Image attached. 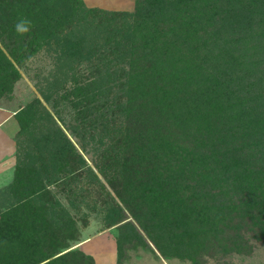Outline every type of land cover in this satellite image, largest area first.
Segmentation results:
<instances>
[{"label":"trees","instance_id":"trees-1","mask_svg":"<svg viewBox=\"0 0 264 264\" xmlns=\"http://www.w3.org/2000/svg\"><path fill=\"white\" fill-rule=\"evenodd\" d=\"M11 7L5 11L15 18L21 9ZM84 10L83 38L97 29L111 36L96 51L110 65L73 77L63 100L88 114L85 129L103 140L96 166L118 197L108 215L125 220L119 260L125 244L146 237L163 257L193 264L211 250L249 254L246 231L264 241V0H139L132 13ZM22 13L37 18L36 39L63 26L41 9ZM6 31L0 23V39ZM14 34H7L14 47L6 46L17 60ZM13 60L0 46V98L20 78ZM40 106L35 98L14 114L20 129L13 179L0 188V264H93L81 251L57 255L76 235L75 218L63 215L56 226L52 217L63 209L58 194L74 195L70 183L95 175ZM119 118L120 128L110 129ZM44 121L38 151L25 155L31 147L20 151L19 136Z\"/></svg>","mask_w":264,"mask_h":264},{"label":"rangeland","instance_id":"rangeland-1","mask_svg":"<svg viewBox=\"0 0 264 264\" xmlns=\"http://www.w3.org/2000/svg\"><path fill=\"white\" fill-rule=\"evenodd\" d=\"M6 1L8 2V0ZM6 1L0 0V23L7 30L5 40L0 39V46L13 60L12 52H9L14 46L9 44L10 40L7 37V34L11 32L12 36L15 33L14 39L17 44L20 43L22 50L18 49L17 60H13L20 73V78L14 83L12 94L7 95V90L4 91L5 93L3 92L0 106L7 107L6 109L9 111H18L29 101L38 98L41 103L40 110L45 114V117L50 114L53 119L51 126L61 128L72 142L75 151L84 159L87 168L95 175L93 178L86 171L76 184L70 183L74 195L69 194L70 197H68L63 193L58 194L63 209H53L52 217L57 223L56 226L61 223L63 215H65L63 217L75 218L76 235L75 239H70L68 246L61 249L57 255L77 250L90 257L93 264H193L189 260L182 261L173 257H163L147 237L144 243L132 239L128 244H125L124 255L119 260L117 237L120 232V224L125 220L117 219L115 222L116 216L108 215L112 203L118 202V197L111 184L96 166L104 149L103 140L101 144L97 134L95 137L90 136L98 131L96 128H93L91 132L89 129H85L83 119H87L88 114L85 116V112L71 106L69 98L63 100L76 84L73 82V77H78L80 72L85 75L97 67L106 69L110 65L96 51L107 45V39L104 40V37L111 36L101 34V30L98 29L96 33L89 34L92 39L83 38L81 34L84 26L80 20L85 14L84 8L132 13L139 0H72L71 2L70 0H47L46 2L44 0H23L19 4L18 0H12L11 4ZM8 5L14 7V10L21 9L18 10L20 11L19 15L11 18L5 11ZM21 5L27 9L28 13L36 9H41L44 14L48 12L52 17L54 16V18L51 17L53 23H59L60 20L63 26L51 39H36L32 31L37 18L27 15L24 19ZM12 7L10 10H13ZM45 16L49 18L47 15ZM115 23L112 21V24ZM32 38L37 40V44H31L33 49L36 48L35 52H31V48H28ZM93 39H103L100 48L98 44L92 42ZM6 44H9L10 49ZM72 95H70L71 99ZM120 123H122L121 118L116 123L109 124V128L116 130L120 128ZM17 124L20 129L18 121ZM94 124L97 126L96 122ZM37 125L29 124L27 132L29 133L30 130L32 133L28 134V137L19 136L20 151L24 144L31 147L24 151L25 155L28 151L32 152L31 154H36L39 144L38 140L36 142L34 140L43 136L47 131L46 121L38 127ZM19 129L14 137L15 147ZM104 142H110L109 138H105ZM16 161L15 154L14 169ZM32 163L38 164L36 161H32ZM83 194L85 197L82 196ZM126 215L127 219L131 218L128 213ZM245 236L253 246V249L249 250L251 251L249 254L235 252L223 254L211 250L202 255V264H264V241L254 238L251 232L246 231Z\"/></svg>","mask_w":264,"mask_h":264},{"label":"crops","instance_id":"crops-1","mask_svg":"<svg viewBox=\"0 0 264 264\" xmlns=\"http://www.w3.org/2000/svg\"><path fill=\"white\" fill-rule=\"evenodd\" d=\"M0 106V188L10 183L14 176L15 141L19 127L14 114L16 110Z\"/></svg>","mask_w":264,"mask_h":264}]
</instances>
